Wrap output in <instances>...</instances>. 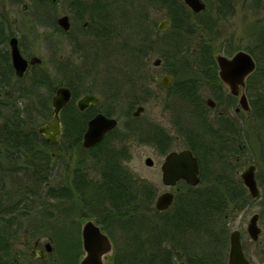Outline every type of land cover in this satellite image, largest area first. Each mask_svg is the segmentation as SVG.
I'll return each instance as SVG.
<instances>
[{
	"label": "trees",
	"instance_id": "1",
	"mask_svg": "<svg viewBox=\"0 0 264 264\" xmlns=\"http://www.w3.org/2000/svg\"><path fill=\"white\" fill-rule=\"evenodd\" d=\"M21 1L16 0L18 3ZM49 1L55 3L58 0ZM146 1L165 8L166 17L171 21L165 32L173 39V47L171 49L161 47L156 51L162 59V66L174 76L169 89L189 107L194 118L193 127L202 128L200 126L203 125L202 122L208 121L204 117L207 102L200 92L204 82L212 90L217 102L216 107L226 100L229 106L234 105L235 96L230 94L223 96V82L218 74L213 44L201 42V45L196 47V52H193L185 42L187 34L195 26L203 25V20H197L201 12H193L183 0ZM204 1L207 4L206 11L211 9L212 2L216 3L214 8L218 15H226L234 9L232 0ZM243 1H248L247 8L254 11L264 6V0ZM105 8L103 0H96L95 3L73 0L72 3L77 19L82 20L88 15V25L83 27L87 33L94 34L96 40L101 41V47L106 51L104 39L108 38L112 30L106 23ZM53 25L56 30L59 29L57 21L53 20ZM3 34L0 36V172L12 177L18 175L17 178L24 181L17 187L15 198L11 194H3L0 189V218H7L6 215L9 218L20 217L30 210L39 212L41 217L34 220L25 232L36 237L41 236V233L49 234L56 245L59 258L55 264H70V248L75 250L74 264H79L81 244L79 240L68 241L60 235L61 230H65V223L51 221L55 217L52 212L48 213L49 218L45 219L47 204L51 202L34 204L31 208L29 202L31 204L35 202L33 198L35 195L65 203L66 206L60 215L64 219L76 215L83 220L93 218L109 234L113 242L111 264H224L225 258L220 255L221 247L228 241L227 231L223 230L226 223L224 213L228 205L227 199L233 196V188L238 183L235 172L233 175L217 172L214 179L203 183L207 178L204 156L216 152L218 147L215 145L221 144L222 147L227 137L237 136L236 132L225 130L220 134H214L216 130L209 126L213 131L210 139L206 140L200 136L202 134L194 131L195 139L188 142L187 147L198 156L201 182L197 186L183 182L173 204L166 210H157L153 205L156 192L148 183L136 178L124 164L128 157L125 142L119 140L123 137L113 135L118 126L96 145L89 148L83 146V134L88 120L96 114V104L80 110L75 101L78 97L77 88L69 82L67 85L72 89V98L61 112L63 133L59 145L65 146L64 153L49 152L47 142L33 124L38 120L45 121L48 116L51 118L52 107L51 104L49 106V99L58 86L54 85L52 75L38 64L27 71L24 77H28V82L18 88L17 94L13 89V82L23 80L24 77L19 78L15 74L10 51L4 48L6 38ZM254 37V45L248 47L247 51L255 58L256 68L247 77L246 90L251 104L249 113L264 123V27L260 28ZM74 46L79 47L76 42ZM121 48L127 49L126 57L135 68V73H140V62L148 69V64L144 63L143 58L152 51L149 43ZM191 55L195 56V65L189 59ZM139 76L137 81H134L131 74L127 78H122L131 85L132 93L137 92L141 86L139 83L144 81L143 73ZM111 82L115 84L117 93L123 81L112 77ZM43 89L48 94H43ZM21 96H27L32 101V106L26 102L23 109L17 107L16 102ZM136 100H139V103L143 102L140 98ZM134 105L133 102L130 104L129 114ZM101 112L112 116L108 110ZM136 119L131 114L130 121L134 122ZM218 121H228L227 115L222 114ZM127 126L129 130L136 129L132 124ZM146 132L149 133L147 139L153 140L161 151H168L170 144L168 133L156 124L148 126ZM76 151L79 153L77 157ZM55 157L61 158L65 167L72 171V176L70 180L66 178L58 185H49V173L43 168ZM18 160H23L22 163L30 168L27 170L28 174L19 175L14 173L17 170L8 167L4 169V161L19 162ZM21 168L19 166L17 169ZM90 168L95 170L94 177H89L86 173V169ZM1 178L3 180L4 176ZM42 188L45 189L44 192ZM145 210H153L154 215H145ZM11 225L10 222L5 224L0 221V247L7 242L2 235L15 231L11 230ZM193 235L196 239L202 237L203 244L191 242ZM174 257L177 259L184 257L185 260L180 263Z\"/></svg>",
	"mask_w": 264,
	"mask_h": 264
},
{
	"label": "rangeland",
	"instance_id": "2",
	"mask_svg": "<svg viewBox=\"0 0 264 264\" xmlns=\"http://www.w3.org/2000/svg\"><path fill=\"white\" fill-rule=\"evenodd\" d=\"M84 1L88 3L96 2V0ZM103 2L106 7L104 11V15L107 18L106 23L112 30L108 38L104 39L103 44L106 47V51L102 49L101 41L96 40L95 35L87 33L86 28H84L86 27L84 21L89 20L88 15H85L82 20L75 17V12L72 9L73 0H58L55 3H51L49 0H22L19 3L16 0H0V36L4 33L3 36L6 38L4 48L9 51L8 38L13 34L19 38L21 52L24 56H41L43 61L40 66L52 75L55 86L67 85L69 82L77 88V98L88 92L94 93L99 97V102L95 105L96 112L98 110H108L112 116L117 117L119 120L117 130L113 135L123 137L119 140L125 142L128 157L125 159L124 164L136 178L151 186L156 192V199L161 192L174 190L175 187H167L162 182L160 165L166 152L161 151L153 140L146 138L149 137V133L146 132L148 126L156 124L163 130H167L171 139L169 141V151L173 149L180 150L188 146L186 128H190L191 122L194 125V118L189 111V107L178 99L171 89H163L160 86L159 82L162 75L168 73L166 68L162 66V62L159 66L153 64V60L156 57H160L156 50L161 47H166L167 49L173 47V39L165 32L168 30V26L164 30H159L157 27L159 20L166 17V10L159 4L150 3L146 0H103ZM24 3L27 4V9L25 10L22 8ZM232 3L234 6L233 12L226 15L216 14V9L214 8L216 3L213 2L210 10L201 11L197 20H203V25L195 26L187 34L185 40L193 52H196L195 49L201 45V42L212 43L216 54L222 53L227 56L233 55L239 49L247 50L248 47L254 45L255 33L264 27V6L258 11H254L247 8L248 1L232 0ZM65 13L70 16L72 22V27L66 34L59 29L56 30L53 25V20L57 21V18ZM75 42L79 47L74 46ZM141 43H149L152 50L143 58L144 63L148 64L149 70L145 69L144 64L140 62V73H135V68L126 57L128 54L127 49H122L121 47H129L130 45ZM189 59L193 64L196 61L194 55H191ZM141 72L145 83L144 81L140 82L141 86L138 91L132 93L131 85L125 81L126 79L122 78H127L131 74L134 81H137L140 77L139 75L142 74ZM112 77L123 81L117 93H115L117 90L115 84L111 82ZM27 82L28 77H24L23 80L20 79L18 82H13L14 91L17 92L18 88L26 85ZM43 92V94L46 93L44 89ZM200 92L205 96V99L212 97L216 102L207 83L204 82L202 84ZM17 94L19 93L17 92ZM226 95L229 94L223 87V96ZM138 98L143 102L139 103V100H136ZM226 101L216 108H210L209 106L204 108V117L209 122L218 121L222 114H219V112H224L223 114L228 117L227 124H230L231 128L236 130L235 134L237 136L235 137L237 139H235L236 144L233 145H237V147L240 145L242 151L232 146L229 150H218L216 145V152L204 156L207 178L203 183L214 179L217 172H226L228 174L231 170L232 175L237 172V176H239V172L248 163L257 161L259 162V167L257 168L256 176L263 191L261 199L263 201L264 123L245 111L235 113L234 108L238 105L237 97H235L234 105L232 106H229L228 101ZM26 102H29L32 106V101L27 96L19 97L16 102L17 107L23 109L26 106ZM132 102L135 104L132 110L138 104L145 106V110L139 117H136L137 121L135 120L134 122L130 121L131 114H129V107ZM50 104L51 97L49 106ZM3 111L7 113L6 110ZM49 119L50 116L45 121L38 120L33 126L38 128L41 124L49 122ZM205 122L200 125L202 128H194V126L193 132L197 131L202 134L200 136L207 140L210 139L211 134L207 132L204 135ZM127 124L134 125L136 129L133 131L129 130ZM213 127L216 128V125H211L212 129ZM194 139L193 137L192 141ZM64 149V145L48 148L49 152H54V154L64 153ZM213 149H215V146ZM232 149L235 150L232 151ZM78 155L79 153L76 151L75 157ZM13 156L16 155L13 154ZM147 156L153 158L154 163L152 166L145 164ZM60 159L58 157L53 158L51 163L43 168L45 172L49 173V185H58L63 183L66 178L71 179L72 171L68 170L65 167V163ZM22 162L23 160L19 162L4 161L3 166L4 169L8 167L12 170H17L14 172L15 174H28L27 170H30V168ZM19 166L22 168L17 169ZM86 173L89 177L95 176L93 168L86 169ZM1 176H4L3 180ZM17 176L3 175L0 172V185H2L0 189L3 194L14 196L17 187L24 181V179H19ZM44 186L47 187L46 184ZM19 188L21 189V187ZM44 191L45 189L42 188V192ZM33 198L35 202L32 204L29 202L31 208L34 204L51 202L47 204L45 219L49 218L47 215L52 212L55 217L51 221H57L58 224L65 223V227L68 229L64 227L65 230H61L60 235L63 238L70 241H80L79 263L80 258L84 255L81 243L83 219L77 215L69 216L66 219L62 216L60 217L66 204L56 199L39 195H35ZM240 203H242V207L228 211L229 215L225 220V229H223L227 231L228 241L226 245L224 244L221 247L220 255L225 258L224 264H226L230 248L229 231L233 228H239L242 232V243L246 254L250 256L252 264H260L264 261V217L260 219L262 232L258 241L250 239L245 230L251 214L264 210V205H260V200H252L248 203L247 200L242 199ZM144 214L152 216L154 212L153 210H145ZM6 217V219L9 218L8 215ZM40 217L39 212L35 213L31 210L20 217H14L18 218V220L12 223L11 230H15L12 233L15 234V239L18 243L22 235L26 233L25 229L30 227V224ZM9 221L3 220L1 223L9 224ZM48 231H50V228ZM48 235V233H41V241H46L49 237ZM192 241H197L202 245L204 240L202 237H197L196 239L193 235ZM53 245L54 252L49 255V264H55V262L59 261L55 243ZM70 249L69 261L70 264H74L75 250ZM110 255L111 253L105 256L104 259L108 264H111ZM182 260H185V258L177 259L179 262Z\"/></svg>",
	"mask_w": 264,
	"mask_h": 264
},
{
	"label": "water",
	"instance_id": "3",
	"mask_svg": "<svg viewBox=\"0 0 264 264\" xmlns=\"http://www.w3.org/2000/svg\"><path fill=\"white\" fill-rule=\"evenodd\" d=\"M56 1V0H53ZM185 4L195 13L204 11L207 4L204 0H183ZM170 19L165 17L159 20L158 29L164 30L170 25ZM57 24L64 30H69L71 21L68 14H62L57 18ZM11 61L17 76L25 75L30 64L41 62V57L32 56L26 58L19 47L18 38L12 36L9 40ZM218 65V74L220 79L227 84L233 95L239 96V106L237 110L250 109V103L247 95L241 92V88L245 86L247 76L256 68V61L253 55L245 50L239 49L233 55L227 56L222 53L215 55ZM162 62L161 57L153 60L155 66H159ZM174 77L172 74H163L160 79V86L168 88L172 85ZM72 97V89L68 85H59L51 98L52 113L49 122L41 124L38 132L44 135L47 142L56 144L59 136L62 135L61 112ZM99 97L91 92L85 93L77 100V106L80 110H85L90 103H98ZM207 103L211 107H215L216 102L212 97L207 98ZM145 110L144 105L136 106L132 112L133 116H139ZM117 117L109 116L103 112L94 114L87 123V128L83 134L82 144L85 148H89L99 143L110 131L118 126ZM154 160L151 156L145 158V164L151 166ZM255 166H247L241 173V177L249 188L252 195L257 196L259 189L255 179ZM162 182L165 185L173 186L178 180L183 179L190 185H197L200 182V166L197 157L190 148L169 151L162 164ZM175 192L166 190L161 192L155 199V208L157 210H166L174 202ZM258 215L251 217L248 223V233L252 239L257 240L260 235V227L257 224ZM81 238L84 255L80 258L79 264H108L105 262V256L113 253V242L107 232L93 219L86 218L83 220L81 227ZM229 259L227 264H249V260L243 253V247L238 229H233L229 236ZM47 252L53 250L51 240L45 242ZM264 264V263H263Z\"/></svg>",
	"mask_w": 264,
	"mask_h": 264
},
{
	"label": "flooded vegetation",
	"instance_id": "4",
	"mask_svg": "<svg viewBox=\"0 0 264 264\" xmlns=\"http://www.w3.org/2000/svg\"><path fill=\"white\" fill-rule=\"evenodd\" d=\"M22 8L25 10V9H27V4L26 3H24V4H22ZM70 17V16H69ZM70 21H71V18H70ZM84 25L85 26H87L88 25V21L87 20H85L84 21ZM71 27H72V22H71ZM71 27H70V29H71ZM70 29L69 30H64V29H62L60 26H59V30L61 31V32H63L64 34H66L67 32H69L70 31ZM12 36H16V35H10L9 36V38H8V44H9V40H10V38L12 37ZM17 37V36H16ZM18 38V37H17ZM18 43H19V47H20V41H19V38H18ZM9 48H10V46H9ZM20 50H21V48H20ZM34 56V55H33ZM26 57V56H25ZM32 57V56H31ZM31 57H26V58H28V59H30ZM39 57H41V56H39ZM42 61H43V59H42V57H41V62H38V63H35V64H30L29 65V67H28V69L27 70H29L30 68H32L33 66H35V65H38V64H41L42 63ZM165 73V72H164ZM170 74V73H169ZM249 76V75H248ZM247 76V77H248ZM174 77V76H173ZM246 81H247V78H246ZM246 81H245V86L244 87H242L241 88V92H244L246 95H247V97H248V92H247V90H246ZM223 82V81H222ZM223 87H225V89L227 90V92H228V94H230V95H232V96H235V97H237L238 98V100H239V96H236V95H233L231 92H230V90H229V87L227 86V84H225L224 82H223ZM163 89H167V88H163ZM83 96V95H82ZM81 97V96H80ZM79 97V98H80ZM79 98H77L76 99V104H77V100L79 99ZM249 100V99H248ZM206 102H207V99H206ZM249 103H250V100H249ZM93 104H97V103H90L86 108H88V107H90L91 105H93ZM207 106H209V104L207 103ZM239 106V102H238V105L234 108V112H236V113H239V112H241V111H245V112H247V113H249L250 112V110H251V104H250V109L249 110H244V109H239V110H237V107ZM210 108H216V105H215V107H211V106H209ZM136 108V107H135ZM135 108L131 111V114H132V112L135 110ZM99 112V111H98ZM97 113V112H96ZM223 114L224 112H222V111H220L219 112V114ZM221 114V115H222ZM141 115V114H140ZM139 115V116H140ZM192 115V114H191ZM132 116H133V114H132ZM139 116H133V117H139ZM61 124H62V122H61ZM191 124V126H190V128H186V131H187V134H186V138H187V140H188V142H192V140H193V137H194V132H193V124H192V122L190 123ZM211 125H216V128H214L213 127V129L214 130H216V131H214V134H220L222 131H225V130H231L232 132H236V130L235 129H232L231 128V126H230V124H227V122H225V121H223V122H220V121H211V122H209V121H206L205 123H204V131H203V133H204V135L205 134H207V132H208V134L210 133H212V131L213 130H210L209 129V126H211ZM234 127H235V124H234ZM62 133H63V124H62ZM164 128V127H163ZM165 129V128H164ZM165 131V130H164ZM166 133H168L167 132V130L165 131ZM108 134V133H107ZM43 136V138H44V140L47 142V140H46V138H45V136L44 135H42ZM61 136L62 135H60L59 136V139H58V142L56 143V144H50V143H48L47 142V144H48V148H53L54 146H57V145H59L60 144V142H61ZM177 137V136H176ZM235 139H237V137H227L226 138V140L224 141V143H222V147L219 145V144H216L217 145V147L218 148H220L221 150H229V149H231L230 147L232 146V147H234L235 149H238V150H240V151H242L241 149L242 148H240V145L237 147V145H233V144H236V140ZM171 140V139H170ZM169 140V141H170ZM215 145V146H216ZM185 148H188V147H185ZM235 149H232V151L233 150H235ZM169 151H171V150H169ZM169 151H167L165 154H164V158H163V161L161 162V165H160V169H161V175H162V164H163V162H164V159H165V156H166V154L169 152ZM52 154H54V152H52ZM195 155V154H194ZM196 156V155H195ZM197 157V159H198V156H196ZM198 162H199V159H198ZM154 163V162H153ZM153 165V164H152ZM151 165V166H152ZM249 165H254L255 166V169H254V172H255V179H256V183H257V186H258V189H259V194L257 195V196H254V195H252V193L250 192V190H249V188L246 186V184L244 183V181H243V179H242V177H241V173H242V171L247 167V166H249ZM149 166V165H148ZM199 166H200V163H199ZM259 167V162H257V161H252V162H250V163H248L240 172H239V176H237V172H235V177H236V181H237V185L233 188V196L232 197H230V198H228L227 199V201H228V205H227V208L225 209V213H224V220H226V218L228 217V211H230V210H234V208L236 209V208H240V207H242V203H240V201L243 199V200H247V202L248 203H250V201H252V200H254V201H258V200H260V205H264V199H263V201H261V199H262V189H261V187H260V185H259V182H258V177L256 176V172H257V168ZM201 168V167H200ZM224 173H226V172H224ZM232 172H231V170L229 171V173L228 174H231ZM227 174V173H226ZM183 182H186L185 180H183V179H180V180H178L177 181V183L175 184V185H173V186H168V185H165L164 183V185L165 186H167V187H175V189L174 190H171V191H173V192H175V195H176V193L181 189V184L183 183ZM200 182H201V179H200ZM200 182L198 183V184H200ZM187 183V182H186ZM188 184V183H187ZM197 184V185H198ZM190 185V184H189ZM197 185H191V186H197ZM166 191V190H165ZM154 204H155V202H154ZM155 206V205H154ZM161 211V210H160ZM255 214H257L258 215V217H257V224H258V226L260 227V229H261V231H260V234H261V232H262V227L260 226V219H261V217H264V210H262V211H259V212H253L252 214H251V216H250V218H249V220H248V222H247V225H246V233L249 235V233H248V223H249V221H250V219H251V217L253 216V215H255ZM12 219V220H11ZM8 218V219H6V218H0V221H3V220H6V221H9L10 223H13L14 221H17L18 220V218ZM226 222V221H225ZM233 229H238L239 230V232H240V237H241V242H242V232H241V230L239 229V228H233ZM232 229V230H233ZM232 230H230L229 231V236H230V232L232 231ZM2 237L7 241V242H5V244H2L1 246L2 247H0V264H49V255L50 254H52L53 252H54V245H53V250L51 251V252H47L46 251V249H45V242L47 241V240H51V242H52V244L54 243L53 242V240H52V238L49 236L48 237V239L46 240V241H44V242H42L41 241V237L40 236H37V237H35L34 239H33V235L32 234H30L29 232H27L26 231V233L25 234H23L22 235V237H21V240H20V242L18 243L17 241H16V239H15V234L14 233H5V234H3L2 235ZM249 237H250V239H252L251 238V236L249 235ZM259 237H260V235H259ZM259 239V238H258ZM258 239L257 240H254V239H252L253 241H258ZM33 240V241H32ZM242 247H243V243H242ZM5 248H7V250L5 249ZM243 253H244V255H245V257L249 260V264H252V262H251V258H250V256H248L247 254H246V252H245V250H244V248H243ZM111 256V255H110ZM174 259L175 260H177V258L176 257H174ZM228 259H229V253H228ZM228 259H227V261H226V264L228 263ZM110 260H111V258H110ZM180 263H183L182 261L180 262ZM264 263V261L263 262H261L260 264H263Z\"/></svg>",
	"mask_w": 264,
	"mask_h": 264
}]
</instances>
